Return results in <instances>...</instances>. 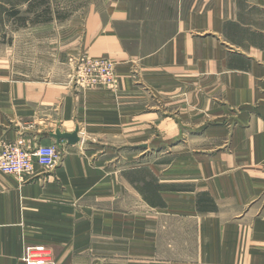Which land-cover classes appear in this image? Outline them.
Returning a JSON list of instances; mask_svg holds the SVG:
<instances>
[{
  "label": "crops",
  "instance_id": "1",
  "mask_svg": "<svg viewBox=\"0 0 264 264\" xmlns=\"http://www.w3.org/2000/svg\"><path fill=\"white\" fill-rule=\"evenodd\" d=\"M161 4L180 15L170 33L127 31L125 3L108 22L92 6L53 42L49 73L23 76L0 59V150L56 146L55 131L80 138L56 146L53 170L0 173V264H23L33 245L56 264H264V0ZM80 53L116 63L114 92L62 73ZM152 96L178 115L149 111ZM151 124L160 147L183 130L196 139L172 170L121 169L119 140L149 139Z\"/></svg>",
  "mask_w": 264,
  "mask_h": 264
},
{
  "label": "rangeland",
  "instance_id": "2",
  "mask_svg": "<svg viewBox=\"0 0 264 264\" xmlns=\"http://www.w3.org/2000/svg\"><path fill=\"white\" fill-rule=\"evenodd\" d=\"M177 1L178 3L182 2V0ZM188 1L191 5L197 0ZM162 2L164 0H31L29 4L18 2L16 3L19 11L18 17L15 18L8 16V14L0 13V59L2 62L10 65L12 72L23 76L29 77L33 75L35 77L36 75L49 73L55 67V63L53 62L54 57H52L54 51L51 48L54 47L53 42L59 39L60 33L65 35L66 32H69L71 22L83 19L85 17L83 15L84 11L92 6L98 12L97 17L102 18L104 22H108L110 17L107 14V10L125 3L127 7L129 6L127 15L129 29L127 31H142L145 34L146 32L170 33L179 21L180 15L174 12L176 10L175 5L169 6L161 4ZM0 4L7 10L11 9V5L6 0H0ZM196 7L197 4H195L194 8ZM17 18H24L26 20L22 23ZM87 57L89 56L86 53L72 55L66 59L63 66L59 67L62 73H66L68 69L71 70L72 79L70 81L75 87H77L73 80L75 64H73L72 60ZM102 59L113 63L116 69V63L108 58L102 57L94 60ZM116 80L117 89V76ZM136 83L138 84V82ZM95 88L99 87L90 89ZM80 90L88 91L87 89ZM112 91L114 92V90ZM149 100V111L160 114L162 118L164 116H176L179 113L178 107H175V109L165 107L163 100L159 101L153 96L149 97ZM228 124L229 126H233V123ZM150 130V134L154 135L153 137L145 141L135 140L134 142H129V145L133 143V146H128V142H123L120 139L118 148L120 156L118 159H114L116 161L115 164L120 165L121 169L130 164L132 165V162H134L137 165L148 164L158 166L159 168L167 167L170 168L169 170H172L176 165L175 159L177 153L187 150L188 147L186 145L194 138L196 139V137L192 138L189 131L183 130L180 131L178 136L174 137V142L160 147L156 141L164 137L156 133L158 132L156 124H151ZM143 142H148V149L144 148L145 151L138 147ZM106 148L108 147L102 146V149H100L103 151V154L99 151V157L101 156L100 159L104 161L108 159L105 151L107 150ZM179 153L181 154V152ZM106 164L109 165V162ZM157 172L156 174H160ZM169 177L167 176V178ZM169 180L173 179L169 178ZM171 183H177V181ZM185 186L192 187L193 185Z\"/></svg>",
  "mask_w": 264,
  "mask_h": 264
},
{
  "label": "built area",
  "instance_id": "3",
  "mask_svg": "<svg viewBox=\"0 0 264 264\" xmlns=\"http://www.w3.org/2000/svg\"><path fill=\"white\" fill-rule=\"evenodd\" d=\"M75 64L74 84L80 89L94 87H117L115 66L108 60H94L89 57L72 60ZM60 161V152L55 145L37 146L28 150L22 141L3 144L0 150V173L12 176H35L37 165L43 170H53ZM23 264H56L51 249L43 245L26 246L21 255Z\"/></svg>",
  "mask_w": 264,
  "mask_h": 264
},
{
  "label": "water",
  "instance_id": "4",
  "mask_svg": "<svg viewBox=\"0 0 264 264\" xmlns=\"http://www.w3.org/2000/svg\"><path fill=\"white\" fill-rule=\"evenodd\" d=\"M77 128L74 129V132L68 134V133H61L59 131H55L50 136L55 140L56 146L58 149L61 148L60 142L62 140H65L69 146H74L75 144L79 143L80 138L77 135Z\"/></svg>",
  "mask_w": 264,
  "mask_h": 264
},
{
  "label": "trees",
  "instance_id": "5",
  "mask_svg": "<svg viewBox=\"0 0 264 264\" xmlns=\"http://www.w3.org/2000/svg\"><path fill=\"white\" fill-rule=\"evenodd\" d=\"M6 2L11 5V9H6L3 5L0 4V13L3 14H8V16L11 17H18L19 16V11L16 3L18 2H25L27 4L31 3V0H6ZM18 21L24 23L26 19L24 18H17ZM37 23H42V22H37Z\"/></svg>",
  "mask_w": 264,
  "mask_h": 264
}]
</instances>
